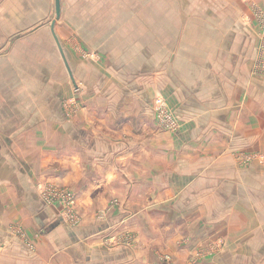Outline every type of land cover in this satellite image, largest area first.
Wrapping results in <instances>:
<instances>
[{
  "label": "crops",
  "instance_id": "crops-1",
  "mask_svg": "<svg viewBox=\"0 0 264 264\" xmlns=\"http://www.w3.org/2000/svg\"><path fill=\"white\" fill-rule=\"evenodd\" d=\"M263 18L264 0H61L60 18L0 0V264H264V160H244L264 155ZM58 186L89 209L77 227L43 197Z\"/></svg>",
  "mask_w": 264,
  "mask_h": 264
},
{
  "label": "rangeland",
  "instance_id": "rangeland-1",
  "mask_svg": "<svg viewBox=\"0 0 264 264\" xmlns=\"http://www.w3.org/2000/svg\"><path fill=\"white\" fill-rule=\"evenodd\" d=\"M262 20L264 22V18ZM260 53L261 54H259V55L261 56V58H258V60L259 59L260 60H259L258 64L255 66V69H254V73L256 75L257 74H260V73L261 74H264V46H263V44L260 46ZM259 55H258V57H259ZM74 91H75V97H76L75 98V106H76V109L74 110V112L77 113L78 111L84 109L83 103H85V101H84L83 97L84 98H86V97L83 96V86L80 83H77L76 82V86L74 88ZM76 91H78V93H76ZM159 100H165V99L163 97H161V96L155 97V99H154V104H153L154 108H153V111H154V114H155L156 122H157V124L159 125V127L163 131L176 134L179 131V129H180V127H181L182 124H181L180 120L178 119V117L175 115L174 110L171 108V106L168 104V102L166 100H165L164 103H166L167 106H168L167 110H166V107H165V109L159 111L160 110V107L159 106L161 105L160 102H159ZM169 110L171 111L170 112V115L171 114L175 115L174 118L176 120V123L173 124L172 122H170L169 123L170 125H168L167 122H166L167 126L165 127L164 124L162 123V121L159 119V117H160V113L161 114L162 113H165V115H166L167 114L166 111H169ZM157 113L159 115H157ZM170 115H168V116H170ZM245 157H247V158H245L244 160L247 161V162H251L254 159L255 160H260V161L264 160V155L263 154H260V153H251L250 155H245ZM60 188H64V187L58 186V189H56V188L55 189L54 188H51V189H54L56 191V193H62V192H65L67 190L65 188L64 189H60ZM49 196L53 197V195H50V193H48V196H45V194H44L43 197L47 201V199L49 198ZM58 196H60V195L57 194V198H59ZM75 196H76L75 198L77 200V195L75 194ZM52 203H57V201H52ZM58 203H59L58 205L60 206V212H61L60 216H61V219H62V220L59 219V221H63L64 223L66 221V223H70V225L75 226V227H77V224H78V223H76L77 218H78V220H80V217L82 219V217L84 216V214H86L89 211V209H88V211H84L82 208H79L76 205L77 204V201H76V204L72 207L71 210L66 206V204H64L62 202H58ZM110 204H111L110 205L111 207L107 208V210H111V209L114 208L113 207L114 205H118L119 204L118 199H113ZM104 210L105 209H102V208H100L99 210L96 209V211H94L92 214L95 215V216H97V218H101L102 217V211H104ZM222 245L223 244L221 243V246ZM216 252H218V251H216ZM196 257L198 258L199 256L198 255L195 256V253H194V258L190 257L191 258L190 261L191 262L194 261L196 259ZM164 259H165V262L166 261L167 262H171L172 261V257L170 255L165 256Z\"/></svg>",
  "mask_w": 264,
  "mask_h": 264
},
{
  "label": "built area",
  "instance_id": "built-area-1",
  "mask_svg": "<svg viewBox=\"0 0 264 264\" xmlns=\"http://www.w3.org/2000/svg\"><path fill=\"white\" fill-rule=\"evenodd\" d=\"M262 44H263V46H264V40L262 41ZM263 49V48H262ZM76 93H78V91H76ZM159 102H160V110L159 111H161V110H163V109H165V107H166V110H167V108H168V106H167V104L166 103H164L165 102V100H159ZM158 111V112H159ZM167 112V114L165 115V113H160V117H159V119L162 121V123L164 124V126L166 127L167 126V124L168 125H170L169 123L170 122H172L173 124H175L176 123V120H175V118H174V116L175 115H173V114H171L170 115V110L169 111H166ZM157 115H159L158 113H157ZM168 115H170V116H168ZM166 122H167V124H166ZM50 193V195H53V197H51V196H49V198L47 199V200H49V201H58V202H62V203H64V204H66V206L71 210L72 209V207L76 204V196H75V194L72 192V191H65V192H62V193H56V191L53 189L51 192H49ZM57 194L58 195H60V196H58L59 198H57ZM46 196H48V193H46L45 194Z\"/></svg>",
  "mask_w": 264,
  "mask_h": 264
},
{
  "label": "water",
  "instance_id": "water-1",
  "mask_svg": "<svg viewBox=\"0 0 264 264\" xmlns=\"http://www.w3.org/2000/svg\"><path fill=\"white\" fill-rule=\"evenodd\" d=\"M55 9H56V16H57V18H60V15H61V0H55ZM53 25H54V24H53ZM56 41H57L58 44H59V48H60V51H61V53H62V55H63V57H64V60H65L66 66H67V68L69 69V71H71V70H70V67H69V64L67 63V61H66V59H65V56H64V53H63L62 47H61V45H60V43H59L57 37H56Z\"/></svg>",
  "mask_w": 264,
  "mask_h": 264
}]
</instances>
